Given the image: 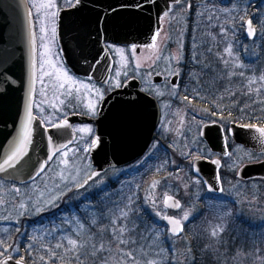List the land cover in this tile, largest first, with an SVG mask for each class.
<instances>
[{
  "label": "rangeland",
  "instance_id": "374dc122",
  "mask_svg": "<svg viewBox=\"0 0 264 264\" xmlns=\"http://www.w3.org/2000/svg\"><path fill=\"white\" fill-rule=\"evenodd\" d=\"M28 2L31 6L30 0ZM56 2L60 9L71 7L69 0H56ZM248 2L203 0L201 5L189 8V0H183L173 7L168 17H164L165 25L157 40L156 48L147 55L140 57L136 55L140 59L139 68L135 67V57L132 56H129L127 66L121 67L119 56L115 53L118 62L116 71L119 70L121 73L126 71L128 78H138L143 84V90L149 86V83L154 86L152 93L149 94L159 101L161 109V121L158 128L160 141L155 145L159 153L158 159L154 163L147 159L127 168L108 171L83 191L74 192L75 188L68 191L67 186H71L70 172L72 175H77L78 171L77 179H80L94 171L89 152L72 151L83 147L84 140L81 137L87 139L86 134L77 131L78 140L70 148L67 167L61 165L60 157H57L44 174L29 185L18 186L5 183L0 188V240L6 242V248L8 244H13L18 245L20 249L19 252H15L7 248L5 256L11 254L13 258H21L26 253L36 264H47L41 260L43 257H51L47 247L50 244L54 246L63 232H67L72 238H78L77 231H79V239L98 242V244L103 242L106 247H110L111 250L104 252L101 258L104 264L106 261L108 264H118L120 258L118 250L128 251L129 248L118 244L113 237L112 214L116 212L118 215V209L124 208L128 203L126 198L135 193L134 212L130 213V220L135 224V230L131 236L135 244L131 248L135 250L134 254L137 258L141 259L142 264L144 259L159 260L161 264H194L191 244L187 237L172 238L164 225V220L156 215V212H160L161 215H172L163 205V197L167 193L182 202L180 211L173 214L177 218H182L185 210L192 209L189 219L182 220L190 231L196 229L194 226L197 224L192 223L202 211L199 205L200 199L203 200V205L208 212L212 213H209L212 219H209L208 225L206 222H201L196 226H209L208 239L216 243L215 246H212V243L207 246V250L213 256L209 264H264V181L233 180L230 176L232 172H237V165L240 168L245 164L264 161V155L233 145L232 155L224 163V192L217 199L210 198L202 183L199 185L194 183L197 178L188 166L190 160L185 158L190 150L194 155L201 154L203 158L214 157L206 149L200 137L202 126L213 122V117L205 109L198 108L191 100H185L183 97L188 87L183 82L187 52L194 57L199 50L205 52L203 60L206 61L210 56L215 60V64H225L224 60H228L226 65H228L229 76L226 82L230 85L233 82L235 93L238 88L245 92L244 100L248 108L246 111L250 116L252 113L250 114L249 103L254 104L260 116H264V81L260 80V77L264 76V11H262L264 0ZM245 3L250 4L245 19L255 20L258 30L256 38L251 41L246 39L244 28L239 22V16L244 15L240 9ZM234 5L236 11L225 12V9H233ZM32 11L35 12V9L32 8ZM37 23L39 27L38 20ZM197 32L200 33L199 38L196 37ZM229 43L233 47L231 57L224 51ZM53 50L56 51L55 45ZM129 51H126V55ZM176 55L181 56L178 65L181 84L177 94L173 95L171 77L168 76L166 69L176 66L174 59H169ZM156 56L160 59L153 64ZM236 57H239L238 61ZM239 64H243L244 67L240 68ZM241 72L243 76L240 75ZM155 75L164 77L165 84L154 83L152 78ZM121 79L124 80L123 75ZM250 79L255 81L251 89L248 87ZM42 91L46 92V96L41 95ZM62 91L64 90L58 88L55 77L44 78L43 86L38 82L37 103L45 107V115L62 118L64 113L67 115L86 113L88 92L82 89L79 94L74 91L73 96L68 97L60 95ZM161 92L163 95L159 94ZM45 99L51 103L63 99L64 106L61 110L54 111L42 103ZM260 118L264 121V117ZM220 122L222 125H228L231 120L226 118ZM196 148L199 149V153L195 152ZM249 154H253L258 159L249 160L247 158ZM61 171L64 172L65 177H68L66 180L60 178ZM154 182L157 183V187L152 190L151 185ZM185 185L188 186L187 189ZM15 188H19L20 191H15ZM57 189H63L66 195L57 200L55 205H46L40 213L29 210L24 215H18L20 203H30L29 198L46 200L49 194L59 195ZM41 193L43 196L40 195ZM146 194H154L155 208L144 199ZM221 202L226 204V208L215 206ZM234 205L236 213H234ZM225 211L229 214L225 215ZM73 216L80 218L84 225L82 230H78L75 223H63L65 219ZM232 216L237 219L236 222L230 221ZM92 219L96 220V224L91 223ZM240 223L243 224L240 225ZM59 224H63L62 232L57 231L55 227ZM120 226H123L122 218L117 221V227ZM132 226V223L128 224L129 228ZM221 227L223 231L213 236L212 232ZM17 228L20 229L19 232L16 231ZM47 231L56 232V238L44 235ZM33 234L44 235V240L33 242L35 247L28 250V237ZM64 244L67 247L66 241ZM59 255L72 256L71 253L63 251H60ZM2 257L4 256H0V259Z\"/></svg>",
  "mask_w": 264,
  "mask_h": 264
},
{
  "label": "water",
  "instance_id": "95a60500",
  "mask_svg": "<svg viewBox=\"0 0 264 264\" xmlns=\"http://www.w3.org/2000/svg\"><path fill=\"white\" fill-rule=\"evenodd\" d=\"M25 3L26 0H0V68L6 70L12 79L11 84L0 82V160L3 158L4 150L17 135L19 125L24 119L29 89L34 86L36 93L37 87V82L34 83L32 77V54L26 32ZM138 3L143 4V7H137ZM173 4L177 3H174V0H81L79 5L61 10L58 17V42L64 62L76 75L83 77L92 75L97 83L102 84L99 78L106 75V69L111 71L113 69V60L105 44L130 47L135 43L140 48L151 43L155 31L161 29L163 12L170 11ZM253 27L255 29L254 25ZM246 37L253 40L256 34L250 37L246 31ZM93 67L96 69L95 73L91 72ZM161 80L159 76L153 79L155 83H161ZM178 82L179 77H173L171 80L172 84ZM160 117L157 101L141 90L139 80L131 78L125 87L113 91L106 97L98 119L71 115L67 119L72 127L60 130L61 134L54 139L59 143L72 140L73 143L68 146L71 147L77 140L75 125H95L96 135L101 136L102 142L90 152L94 168L92 173L99 172L102 176L108 170L129 166L142 156L155 137ZM35 129V142L33 150L29 153L31 160L25 165L24 175L21 177L25 183L15 184L26 185L32 182L33 179L29 177L35 167L33 162L46 157V134L39 120L35 124ZM56 131L50 129L49 134ZM230 134L237 144L246 149L258 154L264 152L255 129L232 124ZM201 138L211 152L223 157L228 156L225 155L229 150L220 125L213 123L203 126ZM196 167L200 170L199 176L193 173L205 187L207 182L213 184L214 188H223L219 175L221 164L200 159ZM99 177H93V181ZM238 179L243 181L264 179V161L242 166L238 170ZM93 181H89V184ZM88 185H85V188ZM85 188L75 191H82ZM211 194L218 196L222 193L215 191ZM166 209L178 211L181 208ZM165 223L167 224L166 221ZM184 231L183 224V232L173 234L169 230V233L178 238ZM19 260L12 257L8 264H16ZM24 264H27L25 260Z\"/></svg>",
  "mask_w": 264,
  "mask_h": 264
},
{
  "label": "snow or ice",
  "instance_id": "6c2138e0",
  "mask_svg": "<svg viewBox=\"0 0 264 264\" xmlns=\"http://www.w3.org/2000/svg\"><path fill=\"white\" fill-rule=\"evenodd\" d=\"M31 8L29 7V3L26 0L24 5L25 7V19H26V32H27V39L28 43L31 48L32 54V77L33 82H40L43 86L44 78H52L55 77L57 81L58 88L64 90L60 93L62 96H73V92L75 91L76 94H79L81 90L89 93V99L86 104V113L92 117H99L101 111L103 110L105 104V95L106 89L108 91H115L116 89H120L125 87L124 80H127L128 73L125 71L121 73V71L117 70L115 72V78L113 79L111 69H106V75L102 78L101 83L104 87H97L94 82H92V75H88L86 79L89 82H84L76 77L74 74L71 73V70L64 66V60L61 59H54V57L60 56V51H54V45L56 43L55 37L57 35V18L60 14V7L58 6L56 0H30ZM179 0H174V3H178ZM243 3V0H240ZM81 3V0H69V6H76ZM137 7H143V4L138 3ZM34 8L35 12L31 9ZM247 8L248 4H244L243 8L240 9L244 13V15L239 16L240 26L245 28L247 31L248 36H254L256 34L255 29L253 27V21L251 18L245 19L247 15ZM236 6L234 5L233 9H225L226 13H230L232 11H236ZM264 11V10H262ZM164 17L169 16V11L163 12ZM37 20L39 21V40L40 44L38 47L37 44ZM51 24V27H49ZM226 31V30H225ZM160 37V31L157 30L154 33L152 42L149 44L144 45L147 48H156V39ZM114 47V46H110ZM115 53L118 54L120 65L121 67H126L129 62V56L135 57V67L139 68L140 59L136 57L137 52V44L132 43L130 46V51L126 55L125 47H115ZM224 51L228 54L229 57L233 55V47L232 44L229 43ZM39 57V59H38ZM160 59L159 56H156L153 60V64L156 63ZM170 60L174 59L175 65L170 69H166L167 74L169 77H176L180 76V69L178 67L181 56L176 55L174 58L170 57ZM236 60H239V57H236ZM228 60H224L225 64H228ZM87 63V61H85ZM240 68H243V64L238 65ZM96 69L93 67L91 68V72L95 73ZM39 73V75H37ZM160 74V73H158ZM121 75H123L124 80L121 79ZM151 75V73H149ZM243 76V72L240 73ZM261 81H264V76L260 77ZM0 82L12 83V79L9 77L6 70L0 68ZM255 83L254 80H248V87L251 89V86ZM67 86V87H66ZM153 85L149 83V86L144 89L145 92L152 93ZM179 89V84H172L171 90L172 94L176 95ZM255 91H260V89H255ZM163 95V93H159ZM35 95V88L34 86L29 89V96H28V104L26 107V111L24 114V119L22 123L19 125V130L17 135L12 139L9 143L8 147L4 150L3 158L0 160V188L5 185V182L9 184L20 183L24 184L25 181L21 178L24 175L25 165L29 163L31 157L29 153L33 150V145L35 142L36 137V129L35 124L37 120L41 122V127L43 132L46 134V143H47V153L46 157L43 159H37L33 163L35 167L33 168V174L30 175V179H35L36 177L41 176L46 169L50 166L54 159L59 156L60 161L59 163L65 167L69 165V144H72V140H68L67 143H59L54 137H59L61 134L60 130L64 128H71L72 125L69 124V120L67 119V114L64 113L62 118H53L51 115H45V107L41 104H37L34 99ZM41 95L46 96V92L42 91ZM185 100L188 99L187 96L184 97ZM44 105L52 108L54 111H59L64 106V100L59 99L56 103H51L47 99L42 102ZM33 108H37L39 110V115H34ZM241 127L255 129L258 133L257 139L260 141L261 148L264 149V126H260L258 124H251L245 123L241 124ZM50 129H56L57 131L54 133L49 134ZM76 131L80 133H84L87 136V139L81 137L84 140V145L82 148H77L72 151H83V152H91L93 149L99 147L101 145V136L96 135L95 130L91 125H83L76 129ZM225 143L227 144V138H225ZM196 153H199V149H195ZM264 155V152L261 153ZM225 155L231 156V153H225ZM28 158L27 160L25 158ZM186 159L190 160L189 168L199 176V168L196 167L197 161H199L202 157L201 154H193L190 150L188 155L185 157ZM249 160H256L258 159L253 154H249L247 157ZM24 162L23 164L21 162ZM243 161H241L242 163ZM174 163V161H173ZM214 164H221L220 159H215L212 161ZM235 163V162H234ZM20 165V167H17ZM11 170V171H10ZM159 170V169H157ZM236 170H239V166L237 165ZM79 175L77 171V175H72L69 173V177H71V186L68 187V191H72L73 188L79 190L85 188V185L89 184V181H93V177H99V172H94L88 174L80 179H77ZM60 178L62 180H66L68 177H65L64 172L61 171ZM82 180V182H81ZM95 183V181H93ZM215 182V181H214ZM102 183V181H101ZM195 184L199 185L201 180L198 178L194 181ZM207 191L209 193L219 191L220 193L224 192L222 187H213V184L205 182ZM157 187V183L154 182L151 185V189L154 190ZM187 185H185V189H187ZM15 191L19 192V188H15ZM59 191V195L56 194H49L46 200H41L39 198L32 200L29 198L30 203H20L19 204V213L18 215H24L29 210L40 213L44 210V207L48 204L55 205V202L59 200L62 196H65L66 193L63 189H57ZM43 196V193L40 194ZM128 203L124 206V208L118 209V215H114L111 224H112V234L113 237L116 239L117 243L120 245H124L129 248L128 251H123L122 249L118 250L119 260L118 264H142L141 259H138L137 256L134 254L135 250L131 248L135 241L131 239V236L135 230L134 221L130 220V213L134 212V201L136 199L135 193L133 195L128 196L127 198ZM144 199L152 204L153 208L156 207L154 194L149 195L146 194ZM163 204L166 208H174L180 209L182 205L178 200L175 199L173 195H169L167 193L164 194L163 197ZM217 207L226 208V204L221 202ZM125 208L127 210H125ZM192 209L189 208L183 212L182 218H176L175 216L170 215H161L160 212H156V215L167 222V225L170 226L169 230L173 234H179L183 232V224L182 220H188L191 214ZM228 211H225V215H228ZM122 218L123 226L117 227V221ZM63 223H75L78 226V230H82L84 225L81 223L80 218L78 216H73L71 218L65 219ZM92 224H96V220L92 219ZM132 223V227L129 228L128 224ZM57 231H63V224H59L55 226ZM17 232L20 231L19 228L16 229ZM220 231H223L221 227L219 230H214L212 232L213 236H217ZM44 235H47L53 239L56 238V232L47 231ZM44 235L37 236L33 234L28 237L29 244L28 250H32L35 247L33 242L36 241H43ZM78 238H72L67 232H63V234L59 235V238L54 246L51 244L47 247L48 254L53 258L59 259H66V258H74L76 264H81V258H84L86 261L89 257L95 258L96 256H101L103 258V253L106 251H110V247H106L105 243L101 242L97 245V243L81 240L79 239V231H77ZM66 241L67 247H65L64 242ZM5 241L0 240V256H5L7 248H11L15 252H19V246L8 244L7 248L5 247ZM60 251L64 253H71V257H62L59 255ZM12 259L11 254H7L5 258L0 261V264H8V261ZM16 264H24L23 257L20 258ZM108 264V261H106ZM143 264H161V261L155 259H144Z\"/></svg>",
  "mask_w": 264,
  "mask_h": 264
},
{
  "label": "trees",
  "instance_id": "16d2710c",
  "mask_svg": "<svg viewBox=\"0 0 264 264\" xmlns=\"http://www.w3.org/2000/svg\"><path fill=\"white\" fill-rule=\"evenodd\" d=\"M196 37L199 38L200 33L197 32ZM196 37L193 38L196 39ZM196 53L197 56L194 57L187 52L185 58V80L183 82H185L188 87L187 89L185 87L186 90L183 97L187 96L195 106L200 109H205V111L213 117V121L220 122L228 118L237 124L251 123L264 126V121L260 118L264 116H260V114L257 113L258 110L254 107V104L249 103L250 114L252 113L253 115L251 114L250 116L247 113L248 111L246 110L248 108L244 100L245 92L238 88L237 93H235L233 82H231L232 86L230 83L228 84V82H226L229 76L228 65L215 64V60L210 56H208L205 61L203 60L205 52L203 53L199 50ZM203 204V200L200 199L199 205L202 211L199 216L194 219L197 225L201 222H206L208 225L210 223L208 222L210 221L209 219H212L210 215L212 213L208 212V209H206ZM236 212V206L234 205V213ZM114 215H117V213L115 212L112 214L113 217ZM230 221L236 222L237 219L232 216ZM242 224L243 223H240V225ZM196 226H194L196 228L195 230L193 229L194 231H190L189 227H187L184 236L187 237L191 244L194 264H209L213 256H211V252L207 250V246L211 243L213 244L212 246H215L216 243L214 244V241L208 239L210 237L208 234L209 226ZM23 257L29 264H36L26 253L23 254ZM41 260L47 262V264H76L74 258L62 260L48 256L43 257ZM81 264H104V260L98 255L95 258L89 257L86 261L84 258H81Z\"/></svg>",
  "mask_w": 264,
  "mask_h": 264
},
{
  "label": "flooded vegetation",
  "instance_id": "af4514ba",
  "mask_svg": "<svg viewBox=\"0 0 264 264\" xmlns=\"http://www.w3.org/2000/svg\"><path fill=\"white\" fill-rule=\"evenodd\" d=\"M183 0H180V3L182 2ZM202 1L203 0H189V8H193V6H198V5H201L202 4ZM250 2V0H243V3L244 2ZM248 2V3H249ZM179 3V4H180ZM250 5V4H249ZM248 5V6H249ZM248 19V18H247ZM252 19V18H251ZM252 21H253V25L255 26V29H256V35H257V33H258V30H257V25H256V22H255V20H253L252 19ZM164 25H165V23H164V18H163V21H162V30L160 31V35H161V33H162V31H163V27H164ZM58 27H59V23H58V19H57V31H58ZM36 31H37V37H38V47H39V44H40V40H39V27H38V23H37V28H36ZM244 35L246 36V29L244 28ZM157 40H158V38L156 39V43H157ZM55 41H56V43H55V49L56 50H59L60 51V56H59V59H61L62 57H61V49H60V46H59V44H58V39H57V35H56V37H55ZM110 46H114V47H110ZM115 47H121V46H116V45H110V44H108L107 45V48H108V50L110 51V53L113 55V57H114V64H115V66H114V70H113V73H112V76H113V79L115 78V71H116V66H117V57H116V55H115V50H114V48ZM125 49H126V51H128V50H130V48H127V47H125ZM152 50H153V48H147V47H144V48H141L140 50H138L137 52H136V55L137 56H144V55H147V54H149L150 52H152ZM38 59H39V57H38ZM66 63L64 62V66L65 67H67L66 65H65ZM68 68V67H67ZM69 69V68H68ZM71 73L72 74H74L72 71H71ZM38 75H39V73H38ZM75 75V74H74ZM76 76V75H75ZM76 77H78V76H76ZM80 80H87L86 78H83V77H78ZM171 79V78H170ZM127 80H128V78H127ZM127 80H124V83L127 81ZM92 82H94L93 80H92ZM95 83V82H94ZM98 87H104L103 85H101V84H98V83H95ZM162 84H165V78L163 77V79H162ZM179 85L181 84V76H179V83H178ZM142 87H143V84H142ZM37 88H38V86H37ZM143 89V88H142ZM112 91H107L106 92V95H105V98H106V96L109 94V93H111ZM147 93V92H146ZM147 94H149V93H147ZM151 97H153L154 98V96L153 95H151V94H149ZM35 102L37 103V93H36V99H35ZM159 102V101H158ZM38 104V103H37ZM34 114L35 115H39V110L37 109V108H34ZM74 114H79V115H87V114H84V113H80V112H78V113H71V114H69V115H67V117L68 116H70V115H74ZM87 116H89V115H87ZM90 117H92V116H90ZM92 118H94V117H92ZM95 118H97V117H95ZM210 123H216V124H218V125H220L221 127H222V129H223V132H224V135H225V138H227V148H228V150H229V153H231L232 152V150H233V145H236V146H240L239 144H237L233 139H232V137H231V134H230V127H231V125L232 124H236V125H238L237 123H235V122H230L228 125H222L221 124V122H216V121H213V122H210ZM92 127H93V129L95 130V133H96V127H95V125H91ZM77 127H80V126H77ZM76 127V128H77ZM201 136V135H200ZM160 141V138H159V133H158V130H157V133L155 134V137H154V139L151 141V143L149 144V146L147 147V149H146V151L142 154V156H141V158L138 160V161H136L134 164H136V163H140V162H144V161H146L147 159H149L152 163H154L157 159H158V157H159V153H158V149H156L155 148V145L156 144H158V142ZM162 142V141H161ZM204 142V141H203ZM163 143V142H162ZM204 144H205V146H206V149L212 154V152H211V150L207 147V145H206V143L204 142ZM252 152V151H251ZM256 153V152H255ZM256 154H258V153H256ZM149 155H151V157H149ZM214 155V157L213 158H209V157H207V158H203V159H205V160H214V159H220L221 160V167H220V169H219V174H220V177H221V182H222V186H223V189H224V185H223V177H224V163L226 162V159L227 158H229L230 156H227V157H223V156H221L220 154H217V153H214L213 154ZM261 155V154H260ZM230 176H231V178L233 179V180H239L238 179V171L237 172H232L231 174H230ZM252 180H260V181H264V179H252ZM249 181H251V180H249ZM210 198H212V199H216L215 197H211L210 196ZM192 224H196L195 223V221H193V223ZM185 226H186V224H185ZM188 226H186V228H187ZM29 264V263H28Z\"/></svg>",
  "mask_w": 264,
  "mask_h": 264
}]
</instances>
